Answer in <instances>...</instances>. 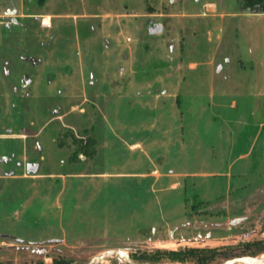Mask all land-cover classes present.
Returning <instances> with one entry per match:
<instances>
[{
	"label": "rangeland",
	"instance_id": "obj_1",
	"mask_svg": "<svg viewBox=\"0 0 264 264\" xmlns=\"http://www.w3.org/2000/svg\"><path fill=\"white\" fill-rule=\"evenodd\" d=\"M239 8L0 0V125L27 156L0 180V264H86L111 249L223 264L248 243L264 258L262 184L239 158L264 120L238 67Z\"/></svg>",
	"mask_w": 264,
	"mask_h": 264
},
{
	"label": "crops",
	"instance_id": "obj_2",
	"mask_svg": "<svg viewBox=\"0 0 264 264\" xmlns=\"http://www.w3.org/2000/svg\"><path fill=\"white\" fill-rule=\"evenodd\" d=\"M231 15L241 18L246 25V43L239 52V70H245L250 96L256 101L255 110L264 116V10L239 8ZM243 19V20H242ZM239 28V27H238ZM8 94H6V97ZM260 113V114H261ZM13 115V113H12ZM252 138L247 150L239 158L247 161V182H261L258 189L264 196V120L258 127L248 128ZM26 147L20 131L8 125H0V180H10L24 172ZM8 214V207H2Z\"/></svg>",
	"mask_w": 264,
	"mask_h": 264
},
{
	"label": "water",
	"instance_id": "obj_3",
	"mask_svg": "<svg viewBox=\"0 0 264 264\" xmlns=\"http://www.w3.org/2000/svg\"><path fill=\"white\" fill-rule=\"evenodd\" d=\"M163 28V25L160 23L149 25V30L152 34L162 32ZM112 257L121 258L126 264H150L132 258L128 252L120 249H111L101 252L92 257L86 264H99L105 258ZM223 264H264V258H261L260 255H241L232 257Z\"/></svg>",
	"mask_w": 264,
	"mask_h": 264
},
{
	"label": "trees",
	"instance_id": "obj_4",
	"mask_svg": "<svg viewBox=\"0 0 264 264\" xmlns=\"http://www.w3.org/2000/svg\"><path fill=\"white\" fill-rule=\"evenodd\" d=\"M255 7H258L261 10H264V0H243V8H255ZM259 243H261V241H256V242L253 243V245L259 244ZM250 245H251V243H248L247 244V247L240 254H244V255L245 254L246 255H248V254H250V255H257V253H255L254 251H252V252L249 253ZM175 254H181L182 255L181 252H176ZM185 254L188 256L189 251H187ZM237 255H239V254L237 253ZM173 259L176 260V258H173ZM58 264H60V263H58Z\"/></svg>",
	"mask_w": 264,
	"mask_h": 264
}]
</instances>
